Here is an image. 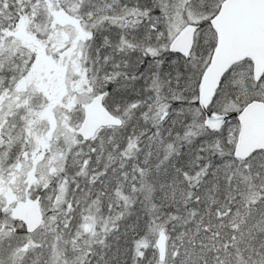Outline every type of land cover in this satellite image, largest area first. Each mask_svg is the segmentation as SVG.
Returning <instances> with one entry per match:
<instances>
[{
  "label": "snow or ice",
  "instance_id": "6c2138e0",
  "mask_svg": "<svg viewBox=\"0 0 264 264\" xmlns=\"http://www.w3.org/2000/svg\"><path fill=\"white\" fill-rule=\"evenodd\" d=\"M0 264H264V0H0Z\"/></svg>",
  "mask_w": 264,
  "mask_h": 264
}]
</instances>
